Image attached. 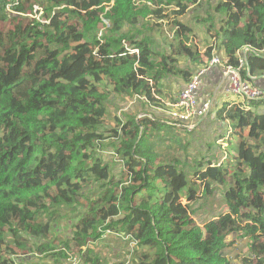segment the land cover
Returning a JSON list of instances; mask_svg holds the SVG:
<instances>
[{
	"label": "trees",
	"instance_id": "1",
	"mask_svg": "<svg viewBox=\"0 0 264 264\" xmlns=\"http://www.w3.org/2000/svg\"><path fill=\"white\" fill-rule=\"evenodd\" d=\"M206 1L189 23L203 0H0V264H234L243 241L264 264V97L225 102L208 137L149 110L210 66L195 26L264 75V0ZM116 96L141 108L118 115ZM218 194L198 224L192 204ZM110 235L130 260L96 251Z\"/></svg>",
	"mask_w": 264,
	"mask_h": 264
},
{
	"label": "rangeland",
	"instance_id": "2",
	"mask_svg": "<svg viewBox=\"0 0 264 264\" xmlns=\"http://www.w3.org/2000/svg\"><path fill=\"white\" fill-rule=\"evenodd\" d=\"M207 2L208 1L203 0L204 4L202 5V9L190 10L189 14L186 16L184 21L189 22V23H194L200 19L207 18V11H208V9L211 8L210 4L209 3L207 4ZM7 27H10V25H7ZM196 29H197L198 37L200 39L202 50L208 46L213 45L215 48L216 54L220 55V51H218L217 45H215L214 43H208L210 38L206 32V27H204V25L195 26V30ZM80 85L84 89H87L89 91H95V89L92 87H94V85H96V84H94L92 81H90L88 79L82 80L80 82ZM238 100L241 101L243 99L238 98ZM162 102H165V98L162 100ZM111 106L113 107V111L116 112L118 115H121L122 109L125 111H128V110L137 111L141 108L140 107L141 104H140L139 99L122 98V97H117V96L111 101ZM149 110L153 114L157 115L160 118L164 117V116H168V118L170 119V113H172V110H168L167 107L154 106L153 108H150ZM143 113H145V111H143V110L139 111V113H138L139 118H140V116H142ZM107 121L112 123L111 119H107ZM109 127L110 128L115 127V124L112 123ZM105 134L109 135V133H105ZM195 135H198V134L195 133ZM186 137L191 140L190 134L187 135ZM221 142L222 141L218 142V144L222 147V149L226 148L227 146L226 147L223 146V144ZM109 154H112V153H103L101 155L102 156H108ZM115 162H116V160H115ZM117 169H119V168H117ZM119 170H117V171H119ZM221 197L222 196L218 194L215 197L195 202L194 204H192V207L196 209V213L194 215L197 218L203 217L205 219V221H208V219H211L214 216L213 215L214 213L217 212V214H219V213L224 212L223 210L225 208V205H224V200ZM244 243H245V241H243L241 244L243 246V248H242V250H244L243 252L235 250L234 249L235 247L232 249H229L227 252L233 258L234 264H241L242 259L245 256L244 254H247V249H244V247H245ZM241 245H238V246L241 247ZM132 247H133V244L131 246L127 240L122 239L116 235H110V237L108 239H106L103 243L96 246V251H102V252L108 251L107 255H105L106 259H108V260L115 259V256H111L112 253H118L121 256V259H123V260H130L132 255L128 254L129 253L128 250H132ZM32 255L36 258L44 257L43 255H40L37 253H35V254L33 253ZM75 258H76L75 256H72L70 254L69 259H67V261L69 263H74ZM242 264H243V262H242Z\"/></svg>",
	"mask_w": 264,
	"mask_h": 264
},
{
	"label": "built area",
	"instance_id": "3",
	"mask_svg": "<svg viewBox=\"0 0 264 264\" xmlns=\"http://www.w3.org/2000/svg\"><path fill=\"white\" fill-rule=\"evenodd\" d=\"M244 53L243 50L238 67L224 66L219 56L213 57L210 66L218 65L222 67L223 74L228 79L227 92L234 97L242 98L243 100L241 101L246 103L245 101L263 98L264 89L243 78L242 72L247 61L246 53ZM210 66L200 69L176 96L175 103L171 105L173 108V121L186 125L190 130L196 127L199 118L207 115L211 107L209 102L201 103L197 95Z\"/></svg>",
	"mask_w": 264,
	"mask_h": 264
},
{
	"label": "crops",
	"instance_id": "4",
	"mask_svg": "<svg viewBox=\"0 0 264 264\" xmlns=\"http://www.w3.org/2000/svg\"><path fill=\"white\" fill-rule=\"evenodd\" d=\"M208 43H214L215 45H217L218 51H220V55H218L216 54V51L214 49L213 57L219 56L221 59L225 58V53L220 48L217 39L215 38L209 39ZM205 50L206 49H204L203 51ZM244 52L247 54L248 52L250 53L251 51L244 50ZM242 54L243 51L239 52V55ZM256 81H257L256 85L264 89V75H259ZM175 82H177L176 93L178 95L180 91L186 87V85L180 83L179 79L177 80L175 79ZM227 86H228V79L223 74L222 67L218 65H211L209 71L207 72V74L203 79L202 87L197 93L201 103L209 102L211 104L210 112L206 116L199 118V120L197 121L196 127L194 129V132L196 134L200 136L203 135L204 137H208L210 135H216L217 132L222 130L223 127L221 128L220 127L221 125L214 120V115L213 114L211 115V112L213 113L214 111L218 110V108L221 107L225 102H230V101L232 102L234 100L238 101L237 97L231 96L227 92ZM223 145L225 147L227 146L226 143H224ZM220 214L221 213L217 214L216 212L213 215L218 216ZM203 219H204L203 217L197 218L198 221H201Z\"/></svg>",
	"mask_w": 264,
	"mask_h": 264
},
{
	"label": "clouds",
	"instance_id": "5",
	"mask_svg": "<svg viewBox=\"0 0 264 264\" xmlns=\"http://www.w3.org/2000/svg\"><path fill=\"white\" fill-rule=\"evenodd\" d=\"M243 50H244V49H243ZM243 50H242V51H243ZM247 54H248V53H247ZM247 54H246V56H247ZM246 60H247V57H246ZM246 64H247V61H246ZM181 91H182V90H181ZM170 110L173 111V108L171 107ZM209 111H210V110H209ZM207 114H208V113H207ZM170 119L173 120V119H172V113H170ZM192 130H193V129H192ZM194 220H195L198 224H203L204 221H205V219H203L202 221H198V220H197V217H196L195 215H194Z\"/></svg>",
	"mask_w": 264,
	"mask_h": 264
},
{
	"label": "water",
	"instance_id": "6",
	"mask_svg": "<svg viewBox=\"0 0 264 264\" xmlns=\"http://www.w3.org/2000/svg\"><path fill=\"white\" fill-rule=\"evenodd\" d=\"M244 50H246V51H251V49H250V48H245Z\"/></svg>",
	"mask_w": 264,
	"mask_h": 264
}]
</instances>
